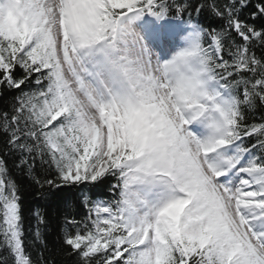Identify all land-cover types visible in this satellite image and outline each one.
<instances>
[{"label":"snow or ice","instance_id":"obj_1","mask_svg":"<svg viewBox=\"0 0 264 264\" xmlns=\"http://www.w3.org/2000/svg\"><path fill=\"white\" fill-rule=\"evenodd\" d=\"M0 97V264H55L9 161L75 264H264V0H0Z\"/></svg>","mask_w":264,"mask_h":264},{"label":"trees","instance_id":"obj_2","mask_svg":"<svg viewBox=\"0 0 264 264\" xmlns=\"http://www.w3.org/2000/svg\"><path fill=\"white\" fill-rule=\"evenodd\" d=\"M259 54V53H258ZM6 98L0 97V108L5 107ZM10 173L21 188L22 207L24 214V227L26 236L29 240H33L32 233L28 230L35 227L36 220L33 212L39 208L46 217L48 223L44 232V240L47 245L46 250L39 242H34L28 246V251L33 260L40 259V253L43 250V256L50 262L55 261V264H75L73 256H69L64 251L62 244L61 227L63 218L66 214H71L80 219L84 215V209L79 206L78 194L75 191L69 190H54L53 193L44 199L38 195V190L24 175L17 171L11 161H9ZM71 202V207L66 208L64 201ZM2 254V252H0Z\"/></svg>","mask_w":264,"mask_h":264}]
</instances>
